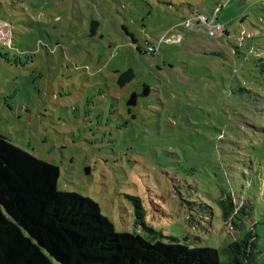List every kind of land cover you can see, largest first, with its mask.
I'll return each mask as SVG.
<instances>
[{
    "label": "rangeland",
    "instance_id": "1",
    "mask_svg": "<svg viewBox=\"0 0 264 264\" xmlns=\"http://www.w3.org/2000/svg\"><path fill=\"white\" fill-rule=\"evenodd\" d=\"M195 13L221 34L184 27ZM262 62L264 0H0V135L56 165L57 188L96 202L116 232L224 261L253 231L264 264ZM141 83L150 94L127 106Z\"/></svg>",
    "mask_w": 264,
    "mask_h": 264
},
{
    "label": "trees",
    "instance_id": "2",
    "mask_svg": "<svg viewBox=\"0 0 264 264\" xmlns=\"http://www.w3.org/2000/svg\"><path fill=\"white\" fill-rule=\"evenodd\" d=\"M147 67L158 71L157 64ZM256 68L255 82L264 88V62ZM58 178L56 165L0 135V264H259V236L253 231L230 241L221 252L222 261L212 248L116 232L96 202L59 190ZM220 192V214L226 223L234 209L232 197Z\"/></svg>",
    "mask_w": 264,
    "mask_h": 264
},
{
    "label": "water",
    "instance_id": "3",
    "mask_svg": "<svg viewBox=\"0 0 264 264\" xmlns=\"http://www.w3.org/2000/svg\"><path fill=\"white\" fill-rule=\"evenodd\" d=\"M98 28V23L97 22H92L90 27H89V37H94L96 35V30ZM135 77V74L132 69H126L124 72L119 74L117 78V85L119 87H124L126 84L130 83ZM150 86L147 84L142 85L141 87V92L137 95L136 93H132L126 104L129 107H133L136 105L137 99L138 98H146L150 94Z\"/></svg>",
    "mask_w": 264,
    "mask_h": 264
},
{
    "label": "built area",
    "instance_id": "4",
    "mask_svg": "<svg viewBox=\"0 0 264 264\" xmlns=\"http://www.w3.org/2000/svg\"><path fill=\"white\" fill-rule=\"evenodd\" d=\"M195 21L200 24H204L207 27V33L210 38L218 34H221L222 32V25L219 22H217L215 19L208 20L203 15H198V14H194L190 22L189 21L184 22V27L186 28L189 27L191 22H195ZM154 49L150 47H148V49L146 48V50L150 52H152Z\"/></svg>",
    "mask_w": 264,
    "mask_h": 264
},
{
    "label": "flooded vegetation",
    "instance_id": "5",
    "mask_svg": "<svg viewBox=\"0 0 264 264\" xmlns=\"http://www.w3.org/2000/svg\"><path fill=\"white\" fill-rule=\"evenodd\" d=\"M144 84H147V83H141V84H139V88H140V90H136V91H134L133 93H136L137 95L141 92V87H142V85H144ZM148 85V84H147ZM151 92V91H150ZM128 99V98H127ZM139 99V98H138ZM138 99H137V101H138ZM137 103V102H136Z\"/></svg>",
    "mask_w": 264,
    "mask_h": 264
}]
</instances>
